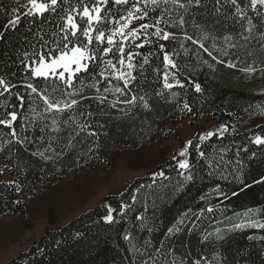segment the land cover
<instances>
[{"label":"trees","instance_id":"16d2710c","mask_svg":"<svg viewBox=\"0 0 264 264\" xmlns=\"http://www.w3.org/2000/svg\"><path fill=\"white\" fill-rule=\"evenodd\" d=\"M94 2L61 0L56 12L41 17L25 15L27 0H0V77L9 85V91L0 85V119L17 114L11 128L0 124V220L16 217L31 228L32 206L58 199L53 186L64 176L108 167L120 147L137 152L179 139L168 121L190 118L198 127L207 119L218 127L192 139L184 158L130 164L151 170L61 225L50 216L57 226L6 264H264V145L254 142L264 138V6L253 9L250 0H200V6L108 0L100 5L104 19L93 27L112 35L114 44L95 41L97 33H91L88 71L76 73L71 87L55 74L48 80L33 76L27 64L34 66L49 49L57 54L63 17ZM14 7L21 18L10 27ZM129 19L154 27L140 25L136 36L121 38L115 30ZM76 22L81 32L87 27L79 16ZM108 47L112 52L105 53ZM45 92L52 100L79 103L45 111ZM180 161L189 169H181Z\"/></svg>","mask_w":264,"mask_h":264},{"label":"rangeland","instance_id":"374dc122","mask_svg":"<svg viewBox=\"0 0 264 264\" xmlns=\"http://www.w3.org/2000/svg\"><path fill=\"white\" fill-rule=\"evenodd\" d=\"M140 25L137 20L129 19L120 30L119 36L126 38ZM71 67L75 69L76 66L73 64ZM58 71L64 72V76L69 77L68 72L63 69ZM166 126L176 130L180 138L162 139L152 147L137 152L120 147L108 167L88 170L76 175L69 174L61 178L56 186H53L54 190L57 188V192L60 193L56 196L58 199L35 203L32 206L34 223L31 228L18 222L16 217L0 220V264H6L20 251L27 249L44 234L47 228L75 218L102 202L108 194L122 191L132 180L151 170V167L141 166L135 169L130 164L143 166L144 163H151L155 158L164 161L169 156L182 157L180 153L186 151L192 139L207 137L218 127V123L215 120L202 119L197 127L191 124L190 118H186L177 123L168 121ZM52 215H54L53 221L57 223L55 225L50 223Z\"/></svg>","mask_w":264,"mask_h":264},{"label":"snow or ice","instance_id":"6c2138e0","mask_svg":"<svg viewBox=\"0 0 264 264\" xmlns=\"http://www.w3.org/2000/svg\"><path fill=\"white\" fill-rule=\"evenodd\" d=\"M112 2L116 5H120V4H127L128 0H112ZM151 2L153 4H156L158 2V0H151ZM164 2L167 3L168 0H164ZM189 2L190 3L194 2L196 6H200V0H189ZM60 3H61V0H27V4L24 6L28 7V5H30V7H28V11L25 13V15H27V16L39 15V16L43 17V15L46 12H49V11L56 12L57 5ZM173 3L178 4L179 0H173ZM216 3L219 4V0H216ZM231 3L233 5H237V0H231ZM101 4L107 5L108 0H95V2L91 8L88 5H83L82 10L71 9L65 15V17H63L65 23L61 27L60 31L64 34L60 37L59 41H54V43H56V45H57V54L53 55L52 49H49L48 53H43V52L39 53L35 67H33V65L31 63L26 65V67L31 71L33 76H35L37 78H43L45 80H48L51 76H53V74H55V79H59L61 81H64L65 83H67L69 85V87H71L72 86L71 78L74 77L76 75V73H79L81 71H85V72L88 71V68H87L86 64L84 63V61L94 59V56L92 54H90L89 50H88V45L93 44V36L91 35V33H93V32L97 33L95 35V38H94L95 41L103 43V41L106 38L107 44L109 46L114 44V40H113L112 35H108L107 37H105V32L102 30V28L93 27V25L98 26L100 24L101 20L104 19V17L101 16V12L103 11V9L100 7ZM250 4H251V7L253 9H255L257 5L264 6V0H250ZM179 6L184 7L185 5L180 4ZM133 7H135V4L133 5ZM236 10H237V12H241V9L238 6H237ZM11 11L13 13L14 18H11L8 21V25L10 27H15L16 25L19 24L21 17L17 13V8L14 7L11 9ZM140 11H141V9L136 8V12H140ZM73 13H75V15ZM241 14H243V13H241ZM132 15L133 14L130 12L129 17H132ZM142 15L147 16L148 15L147 11L145 10ZM76 16H79V19L81 21H84V23L87 25V27H84L82 29V32H81L80 25L76 22ZM137 18L139 19L142 17H137ZM181 23H183V20H181ZM249 23H251V21H249ZM149 27H154V25H148V24L141 25L142 29H147ZM115 31L119 32L120 30L116 29ZM78 32H81V34L85 38V40L79 39V37L77 35ZM158 33H159V30H158ZM132 35L133 36L137 35L136 30H133ZM169 35L170 34L165 33L162 38L164 40H167L169 38ZM0 38H2V37H0ZM72 38H76V39H72ZM187 39L191 40L192 38L187 37ZM69 45H71V47H69ZM142 46L143 45H138V47H142ZM200 46H201V48L204 47L203 44H201ZM116 50L121 55L124 54L123 47L117 46ZM103 51L105 53H110V52H112V48L108 47V48L103 49ZM205 51H207V49H205ZM209 55H211V53H209ZM164 59L167 61L168 56L165 55ZM124 62H125L124 59L119 60V63L121 65H123ZM145 62H147V61H145ZM108 63L111 64V61H108ZM73 64L76 66L75 69H73L71 67V65H73ZM172 66L175 67L174 64ZM229 66L235 67L234 64L229 65ZM111 67L115 68L116 65L111 64ZM128 67L132 68L133 65L128 64ZM58 69H63L65 72H68L69 77L66 78L64 76V72H59ZM242 71H245L248 73H253V72H255V69L254 68H246V69H242ZM262 71H264V70H262ZM101 75H103V73H101ZM128 75H131V73H129ZM122 76H123V73H121V77ZM164 79H165V86L171 87V85L167 83V76L166 75H165ZM0 85H3L4 91H9V85L7 83H5V81L2 77H0ZM27 87L29 89H31V91L33 93L38 92V88L36 86H34L32 83H28ZM195 89L197 92H199L201 90L200 85L199 84L195 85ZM52 91L56 92L57 89L53 88ZM105 91H108V89L105 88ZM116 91L121 92L122 89L117 88ZM3 94H4L3 92H0V95H3ZM61 95H63V93H61ZM67 95L69 97H71L72 93H68ZM40 98L44 101V104L46 105L45 111L52 110V109H55L56 111H61L62 108H71L75 105H78V103H79L76 99L52 100L50 98V96L48 94H46V92L40 93ZM21 99H23V98H21ZM134 102H135V98H132L131 100L127 101V103H134ZM145 107H147V104H145ZM184 107L188 108V105L185 104ZM9 115L11 116V121H14L17 119V114L15 112H11V113H9ZM11 121L5 120V119H0V124L7 125L9 128H11ZM90 134L95 135V133H90ZM11 135L13 137H15L17 134L13 130L11 132ZM18 142H19V140H18ZM254 142L256 144L264 145V138H262L260 136H256ZM184 155H186V152L182 151L180 153V156H184ZM201 155H203V153H201ZM179 167L181 169H189V164L186 161H180ZM161 175H162V173H161ZM187 178L191 179L190 176ZM209 211H211V209H209ZM112 219H113V217L111 215H108L105 217V220L108 222H111ZM259 226L264 228V225H259ZM177 230H179V229H177ZM196 264H200V261H197Z\"/></svg>","mask_w":264,"mask_h":264}]
</instances>
